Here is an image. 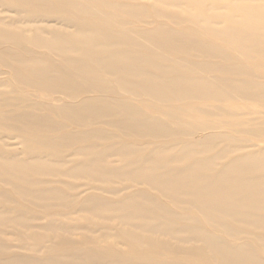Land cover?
I'll list each match as a JSON object with an SVG mask.
<instances>
[{"label":"rangeland","instance_id":"obj_1","mask_svg":"<svg viewBox=\"0 0 264 264\" xmlns=\"http://www.w3.org/2000/svg\"><path fill=\"white\" fill-rule=\"evenodd\" d=\"M196 1L0 0V259L70 264L67 256L88 250L116 264H218L212 252L182 254L204 244L191 229L264 259V205L203 216L184 197L129 180L148 167L207 181L236 160L264 157V20L244 22L241 12L264 0ZM138 73L226 87L218 99L156 97ZM69 106L77 116L62 111ZM207 136L214 142L202 149ZM14 162L43 167L17 178ZM256 175L264 173L245 176ZM47 191L60 199L34 196ZM85 201L108 210L89 213ZM249 212L258 224L239 221ZM145 224L171 226L181 243L156 238L183 251L152 253L117 236Z\"/></svg>","mask_w":264,"mask_h":264},{"label":"bare ground","instance_id":"obj_2","mask_svg":"<svg viewBox=\"0 0 264 264\" xmlns=\"http://www.w3.org/2000/svg\"><path fill=\"white\" fill-rule=\"evenodd\" d=\"M196 2L201 3L202 0H197ZM244 15L243 21L248 22L247 17H252L251 19L264 20V7H257L256 9L248 8L244 11H241ZM254 16V17H253ZM238 32V31H235ZM249 37V35H248ZM177 39L176 41H179ZM186 48L185 45H182ZM130 69V68H129ZM118 70L126 71V66L118 68ZM140 77H142L141 83L145 81L146 84H154L155 89L150 90L152 94L156 97L166 91L168 94H178L182 97H190L197 98L200 96H211L218 99L221 96V92L224 91L226 87L221 81L216 82H207V81H198L194 79L184 78V77H173L169 78H152L149 74L138 73ZM156 81V82H155ZM165 90V91H164ZM245 89L242 88V92ZM249 92V91H248ZM167 95H165L166 97ZM252 98L253 95H251ZM260 97H255V99L259 101ZM261 102L263 101L260 98ZM64 113L69 116H77L78 112L75 107L69 106L62 109ZM22 119L25 120L26 125H34V122L39 124L37 118L30 120L25 115L21 116ZM132 124L130 123L128 127L132 128ZM148 130H153L151 127H146ZM203 147L202 149L212 147L214 142V137L207 136L203 138ZM125 149H121L120 152ZM130 150V149H129ZM233 163L224 168L218 174H216L213 179L205 181L201 177L194 176L193 174H186L182 176V172L175 173L173 175H165V176H154L153 173L156 169L151 170L148 167L138 168L135 172L130 174L129 180L139 184H152V187L155 189L163 190L172 198L177 197L186 199L192 204L194 207L199 209V212L203 216H212L216 215H228V208H236L238 210H246V211H256L262 209V205H264V175L257 176L256 178H248L246 177V173H264V157L256 158L254 156H248L246 158L236 160ZM12 166H16V171L14 175L19 178L20 176L26 175L27 172L38 174L43 166L38 163H24V162H14L11 164ZM28 173V174H29ZM151 173V174H148ZM235 173V174H233ZM95 176L101 175L99 173L94 174ZM153 177V178H152ZM165 177V178H164ZM34 195V194H33ZM60 193L57 191H47L45 195H34L37 200L45 201L49 200L53 197L60 199ZM38 196V197H37ZM145 201V199H141ZM140 201V200H139ZM146 202V201H145ZM149 204V203H148ZM84 206L91 209L85 210L89 213H94L101 211L103 209L108 210V206L104 204L94 203L92 201H85ZM133 208L140 209V202L134 203ZM150 205V204H149ZM153 206V205H152ZM223 206H228L226 209ZM151 207V205H150ZM155 207V206H154ZM144 216L143 213L138 212ZM137 215L131 214L123 219V222L126 224V221H130V223L136 219ZM239 216L240 213H232L231 216ZM244 215V216H243ZM240 215L242 216L239 221L245 224L252 223L253 225L258 224L260 220L255 219L251 212L247 214ZM140 216V215H139ZM171 226L166 225L164 229H161L160 226L155 227L154 224H145L141 227L139 226H131L127 229H122L119 236L127 245L130 247L137 246L143 249L151 250L152 253L165 252L174 254L176 252H182L183 250H179L177 247L172 246V244L157 239V236L166 237L169 239H173L176 241L182 242L180 239L174 236V230L170 229ZM224 229V228H223ZM190 230V229H189ZM225 230V229H224ZM227 230V229H226ZM188 231V229H187ZM192 232L198 233L196 238L200 241L201 238L204 241L202 247L197 249L187 250V254L192 252L201 253L206 260L209 259L210 254L217 259L218 264H264V259H261L257 256L252 250L248 249L245 246H233L230 244H224L221 241L216 240L208 233L203 232L200 229H191ZM110 237V236H108ZM113 238V237H111ZM179 244V243H178ZM81 255L70 254L66 257V259H70V264L76 263H86V264H116L117 261L115 255H105V254H94L88 250H84ZM180 254V253H179ZM63 258V257H62ZM0 264H69L67 261L61 258H50V259H42V261L35 262V260L29 258L22 257H9L6 259H0ZM150 264H169L162 261H156ZM171 264V263H170Z\"/></svg>","mask_w":264,"mask_h":264}]
</instances>
